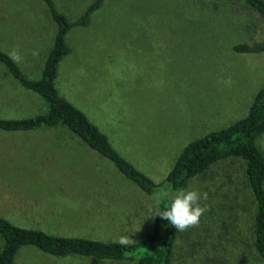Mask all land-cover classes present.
Returning a JSON list of instances; mask_svg holds the SVG:
<instances>
[{
    "label": "rangeland",
    "instance_id": "obj_1",
    "mask_svg": "<svg viewBox=\"0 0 264 264\" xmlns=\"http://www.w3.org/2000/svg\"><path fill=\"white\" fill-rule=\"evenodd\" d=\"M53 1L74 20L92 0ZM56 30L43 0H0V49L18 50L16 64L27 78L41 77ZM66 42L70 51L55 79L59 94L155 183L164 181L187 143L245 116L264 85V51L233 48L264 42V19L243 0H104L88 25L69 29ZM46 110L0 62V118ZM41 131L70 130L0 129V215L52 235L129 236L141 242L138 250L108 262L136 264L149 247L152 214L167 202L157 196L175 190L164 183L147 194L97 151L53 149L52 140L35 135ZM258 145L264 152V133ZM183 189L207 192L200 204L208 210L198 226L177 231L170 264H264L253 245L255 202L240 158L214 162ZM2 243L0 237V251ZM99 262L25 245L13 264Z\"/></svg>",
    "mask_w": 264,
    "mask_h": 264
},
{
    "label": "trees",
    "instance_id": "obj_2",
    "mask_svg": "<svg viewBox=\"0 0 264 264\" xmlns=\"http://www.w3.org/2000/svg\"><path fill=\"white\" fill-rule=\"evenodd\" d=\"M43 1L57 25V30L44 61L41 77L36 80L27 78L18 65L9 58L8 53L1 49L0 62L20 85L38 94L47 103V110L26 118H0V129L33 130L42 126L63 125L76 133L91 149L109 159L126 178L147 194H153L164 183L169 184L174 190L181 189L192 177L204 173L214 162L227 157L240 158L244 162L247 183L255 202L253 245L257 254L264 259V152L258 145V139L264 133V85L254 94L245 116L226 127L210 131L187 143L175 158L164 181L155 183L125 159L113 147L107 135L80 109L60 95L55 85L58 64L70 51L66 42L67 32L73 26L88 25L92 12L97 10L104 0H92L84 12L74 20H69L60 12L53 0ZM243 2L264 19V0H243ZM233 48L238 52H263L264 42L240 43L235 44ZM167 207L168 200L165 203L161 202L156 211H162ZM176 233V229L169 221L155 215L152 228L145 237L148 250L138 257L136 264H170ZM0 237L3 241L0 264H13L18 250L25 245L35 246L55 256L76 254L121 260L127 258L128 253L136 252L141 243L132 242L122 246L115 241L52 235L39 229L17 226L1 215Z\"/></svg>",
    "mask_w": 264,
    "mask_h": 264
},
{
    "label": "clouds",
    "instance_id": "obj_3",
    "mask_svg": "<svg viewBox=\"0 0 264 264\" xmlns=\"http://www.w3.org/2000/svg\"><path fill=\"white\" fill-rule=\"evenodd\" d=\"M33 56H38V50H33ZM9 58L19 64L21 56L18 50L13 49L8 52ZM161 197L168 200V207L162 211H156L153 216L159 215L170 222L176 231H186L191 227L199 225L201 216L208 210L207 206H202L200 200H207V192L200 193L196 190H185L183 188L175 191H165L157 196V201ZM119 245L127 246L133 242L129 236H120L116 241ZM99 264H109L107 258H101Z\"/></svg>",
    "mask_w": 264,
    "mask_h": 264
},
{
    "label": "crops",
    "instance_id": "obj_4",
    "mask_svg": "<svg viewBox=\"0 0 264 264\" xmlns=\"http://www.w3.org/2000/svg\"><path fill=\"white\" fill-rule=\"evenodd\" d=\"M35 135H38L39 138L42 139L52 140L51 146L53 147V149H64L65 147H70V148L84 150L86 154H88L89 149H91L84 140H82L76 133L72 131H49V132L41 131V132H36ZM78 138H80L81 140H78ZM64 140H71V141L68 142Z\"/></svg>",
    "mask_w": 264,
    "mask_h": 264
}]
</instances>
